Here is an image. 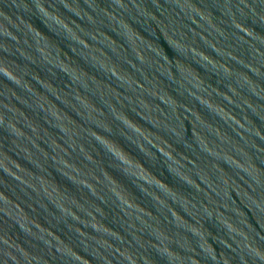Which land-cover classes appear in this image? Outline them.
<instances>
[{
  "label": "water",
  "instance_id": "1",
  "mask_svg": "<svg viewBox=\"0 0 264 264\" xmlns=\"http://www.w3.org/2000/svg\"><path fill=\"white\" fill-rule=\"evenodd\" d=\"M0 264H264V0H0Z\"/></svg>",
  "mask_w": 264,
  "mask_h": 264
}]
</instances>
